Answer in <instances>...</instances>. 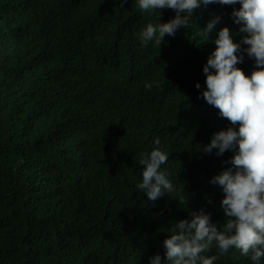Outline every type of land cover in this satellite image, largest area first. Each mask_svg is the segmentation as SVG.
<instances>
[{"label":"trees","instance_id":"obj_1","mask_svg":"<svg viewBox=\"0 0 264 264\" xmlns=\"http://www.w3.org/2000/svg\"><path fill=\"white\" fill-rule=\"evenodd\" d=\"M239 7L202 5L159 47L139 33L171 9L0 0V264H150L191 211L223 224L225 194L210 180L234 153L202 146L231 125L202 97L203 68L220 29L239 41ZM254 66L246 54L237 65L247 75ZM155 147L178 191L153 202L136 185L141 155ZM214 264L253 262L232 248Z\"/></svg>","mask_w":264,"mask_h":264},{"label":"clouds","instance_id":"obj_2","mask_svg":"<svg viewBox=\"0 0 264 264\" xmlns=\"http://www.w3.org/2000/svg\"><path fill=\"white\" fill-rule=\"evenodd\" d=\"M210 4L240 6L231 13L234 23L240 26L239 41L228 27L220 29L214 41L216 48L203 68L206 89L202 97L231 125L214 133L210 143L202 146L207 154L214 149L217 156L234 153L224 162L231 167L210 180L225 194L221 208L226 220L217 225L203 209L191 211V218L179 220L173 234L163 241V260L155 254L150 264H214L232 248L253 264H261L264 258V0H137L138 9L143 11L175 12L167 22L147 23L139 38L142 45L154 41L160 47L166 35L174 37L180 27H190L189 19L196 10ZM219 20L215 16L202 33L207 35ZM244 54L255 62L250 75L237 67L243 63ZM156 86L159 88L160 83ZM145 87L151 90L153 85ZM195 87L200 88L199 82ZM154 143L159 145L160 139ZM168 160L169 155L159 147L141 155L142 182L136 187L146 193L149 201L178 191L161 168ZM180 203L187 201L180 197ZM213 248L217 254L208 255Z\"/></svg>","mask_w":264,"mask_h":264}]
</instances>
